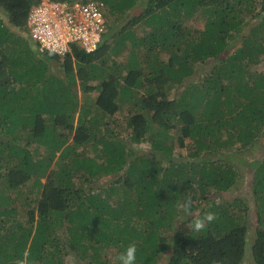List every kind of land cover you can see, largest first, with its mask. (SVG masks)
I'll return each mask as SVG.
<instances>
[{
  "label": "trees",
  "instance_id": "1",
  "mask_svg": "<svg viewBox=\"0 0 264 264\" xmlns=\"http://www.w3.org/2000/svg\"><path fill=\"white\" fill-rule=\"evenodd\" d=\"M41 1L0 0V264H110V252L119 264L132 244L136 264L164 252L165 264H243L248 209L221 198L244 176L238 154L255 148L249 255L264 264V0H49L101 2L107 30L90 53L35 46V57L13 36ZM123 109L120 139L110 123ZM189 195L185 219L176 204ZM208 212L217 219L193 231Z\"/></svg>",
  "mask_w": 264,
  "mask_h": 264
},
{
  "label": "built area",
  "instance_id": "2",
  "mask_svg": "<svg viewBox=\"0 0 264 264\" xmlns=\"http://www.w3.org/2000/svg\"><path fill=\"white\" fill-rule=\"evenodd\" d=\"M101 2H51L42 0L31 9L27 19L28 36L39 53L63 56L74 44L90 53L106 32Z\"/></svg>",
  "mask_w": 264,
  "mask_h": 264
},
{
  "label": "rangeland",
  "instance_id": "3",
  "mask_svg": "<svg viewBox=\"0 0 264 264\" xmlns=\"http://www.w3.org/2000/svg\"><path fill=\"white\" fill-rule=\"evenodd\" d=\"M130 15L131 14V11H129L127 15ZM109 24L112 25V27H117L115 24H113V22H111V20H109ZM23 35V36H22ZM22 35H16V36H13V40L15 42V49L16 47H19L20 49L26 51V53L28 54H31V55H35V43L32 42V41H29L27 39V33L24 32L22 33ZM34 50V51H33ZM35 57H37V55H35ZM56 62V61H55ZM206 63H203L200 68V70L198 71V73H196L195 75L197 76H202L203 75V72L201 71V69L203 68V66L205 65ZM204 72L206 71V68H203ZM52 77V76H51ZM178 91L177 89H174L172 90V93L176 94ZM173 94V95H174ZM77 95H78V98H79V101L81 100H85L87 98H85V94L84 92L81 91V89L79 88V86L77 87ZM89 95V96H88ZM87 95L88 98H91L92 97V100H94V97L96 96V93L95 92H90L89 94ZM124 114H127V113H124V109L120 112H115L112 116V120L114 118V121L113 123H110V128H113L114 132H118L119 133V138L120 139H123L124 137V132L123 130L120 128L117 127V122L118 123H124V121L126 120V116H124ZM75 120H74V125L76 124V119H77V115H75ZM112 120H109L110 122H112ZM108 130V129H107ZM126 140V138H124ZM68 141H69V137H68ZM67 141V143H68ZM260 143H264V133L262 134V136L259 138L258 140ZM188 140L185 139L183 141V144L181 147H177V145L175 146V152H174V159L176 160H182L183 158H186L188 156L187 154V151H188V148H187V145H188ZM133 147H135L136 149H139V150H147L149 149L147 145H145L144 143H141V144H133ZM76 150L78 151H81L82 148H77ZM256 153V154H255ZM59 153L56 154V158L54 159L53 163L51 166L57 168V164H58V160H57V155ZM255 154V156H254ZM262 152L260 150H257L256 148L255 149H252L251 151H245L243 152L242 154H238V156L240 157V162L238 161H235V164L238 165V167L240 168L241 170V173L242 175L244 174L243 178H241L239 180V182L236 184V186L232 187L229 191H227L226 193H223L222 194V199H231V198H236V197H239L241 198L244 203L246 204L247 206V214H242L243 215V220L245 221L247 227H246V254H245V257L243 259V264H252V260H251V257L249 255V246L253 240V228L255 227V211H256V208H255V199L252 195V192H251V185H250V180L248 178V174H250L251 172V169L249 170L247 168V163L248 162H251L253 161L254 159H256L257 157L258 158H261L262 157ZM83 155V154H82ZM89 158L91 160H89L87 163H83L86 167H92V165L90 164L91 162H93V166L96 167V166H99L97 168V172H99L101 175L102 174H106L103 172V167L100 166V165H97V164H103V162H101L100 160H102V158H96L94 154H89V153H85L83 155L82 158ZM96 172V171H95ZM98 174V173H97ZM114 176V175H113ZM112 175L110 176H102L99 178V180H97V182L94 184V185H99V186H105V185H108V183L112 180L113 178ZM220 201V199H219ZM185 225V224H184ZM164 254L165 252L160 256V261L158 264H165V260H164ZM106 259H109L110 261V264H118L116 262L117 258L115 257V254L114 253H109L108 256L106 257ZM66 263L67 264H72V260L71 258L68 256L66 257L65 259ZM75 263V260L73 261ZM82 264H87L86 261H81Z\"/></svg>",
  "mask_w": 264,
  "mask_h": 264
},
{
  "label": "clouds",
  "instance_id": "4",
  "mask_svg": "<svg viewBox=\"0 0 264 264\" xmlns=\"http://www.w3.org/2000/svg\"><path fill=\"white\" fill-rule=\"evenodd\" d=\"M27 32H28V29H27ZM27 39L29 41H31L29 36H28V33H27ZM35 46H36V44H35ZM58 57H62V56H58ZM193 206H194V199H193V197L191 195H189L185 199H183L182 201H178L177 202L176 210L179 213H182L183 217L186 219L189 216L193 217V215H194ZM216 219H217V215L215 213L208 212V213H206L203 216V218H196L194 220V223L191 225L192 230L195 231V232H198V233L199 232H203V231L206 230L207 225L211 224ZM136 253H137L136 245L135 244L129 245L127 247L126 251L121 253L118 256L119 264H136ZM27 255L28 254L25 253V257H27ZM17 264H27V260L26 259L25 260H20V261L17 262ZM213 264H221V262L213 261Z\"/></svg>",
  "mask_w": 264,
  "mask_h": 264
}]
</instances>
